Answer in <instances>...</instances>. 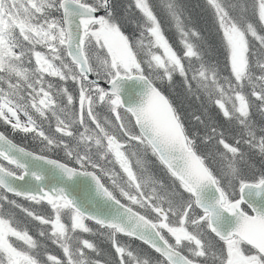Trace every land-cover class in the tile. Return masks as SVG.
Returning <instances> with one entry per match:
<instances>
[{"label": "snow or ice", "instance_id": "obj_1", "mask_svg": "<svg viewBox=\"0 0 264 264\" xmlns=\"http://www.w3.org/2000/svg\"><path fill=\"white\" fill-rule=\"evenodd\" d=\"M199 7L0 0V264H264V0Z\"/></svg>", "mask_w": 264, "mask_h": 264}, {"label": "trees", "instance_id": "obj_2", "mask_svg": "<svg viewBox=\"0 0 264 264\" xmlns=\"http://www.w3.org/2000/svg\"><path fill=\"white\" fill-rule=\"evenodd\" d=\"M187 2L192 6L200 5L199 8H194L193 21L195 22L196 26L204 33L205 38L208 41V43L212 45L213 48L215 49L214 55L216 56V58L222 61L223 55H222V49L220 46V38H219V35L216 33L214 25L212 24L210 15L207 13V11L203 10L204 0H187ZM167 34L169 35L174 45L178 46V43H177L178 36L175 33V30L173 28H169V31ZM177 92L181 93L182 90L178 88ZM166 94H169L170 97L174 100V102L177 103L178 105L181 103L180 98L176 93H170L166 90ZM13 138L18 143H22V144L25 143V141L20 135H15ZM26 146L29 148L35 147L31 142H27ZM53 251H57V250L53 247Z\"/></svg>", "mask_w": 264, "mask_h": 264}]
</instances>
